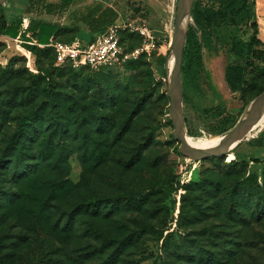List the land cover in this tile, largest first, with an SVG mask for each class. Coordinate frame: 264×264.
<instances>
[{"label": "rangeland", "instance_id": "obj_1", "mask_svg": "<svg viewBox=\"0 0 264 264\" xmlns=\"http://www.w3.org/2000/svg\"><path fill=\"white\" fill-rule=\"evenodd\" d=\"M252 1L261 40L256 48L264 52V14L257 11L258 0ZM12 2L4 0L0 14L3 10L7 22L19 20L21 29H25L33 20L32 14L27 15L21 9L10 13L8 6ZM114 2L123 20L146 24L161 40L164 29L174 21L177 6V0ZM219 2L190 0L181 73L188 142L230 133L247 104L264 91V75L258 71L264 66V55L254 59L255 67L248 71L250 82L243 90L234 91L225 81L227 64L245 63L229 51L231 42L248 30L243 20L219 16L196 23L192 16L194 8L204 14L218 12ZM71 10L70 14L55 13L54 17H46L64 18L65 22L58 24L66 27L70 17L77 18V14L72 16ZM1 24L0 17V154L19 115L34 108L49 110L43 92V85L49 80L57 99L55 108L70 135L66 179L78 184L67 205L55 203L52 223H57L61 229L66 214L83 199L113 195L121 198L118 211L106 226L102 224L114 239L111 243L93 233L96 221L87 215L76 217L72 236L64 238L28 229L0 213V264H105L106 261L111 264H194L190 258L198 251L217 253L220 264H264L263 211L233 207L235 219L231 220L232 208L228 202L234 183L249 172L264 187V146L257 145V139L264 140V119L260 128L246 133L232 149L230 153L234 158L229 159L228 155L189 157L180 152L173 135L167 90L169 55L165 46L150 51L146 57L96 72L84 69L61 72L55 69L45 45H39L37 54H31L19 38L1 34ZM77 28L56 38L86 42L89 33L82 31L79 25ZM124 39L128 47L143 42L139 34L127 30ZM195 39L199 52L195 49ZM38 71L47 74L33 85V94H28L24 89L32 83L29 73ZM140 104L128 132L116 140L121 125ZM49 124L47 118L46 125ZM98 127L106 128L101 136L97 133ZM104 141L109 145L108 154L98 163L90 160L89 167L84 168L82 160L92 149L102 148ZM55 142L63 147L59 137ZM139 150V159L129 165ZM254 159L260 162L253 163ZM208 179L221 181L216 190L217 207L207 188L200 186ZM162 180L173 182L176 190L169 194H151L141 204L128 200L129 193L147 192L152 184ZM186 184H189L187 189ZM259 211L261 219L256 216ZM240 212L253 214V217L243 223V217H237ZM152 228L161 230L162 237L157 238Z\"/></svg>", "mask_w": 264, "mask_h": 264}, {"label": "trees", "instance_id": "obj_2", "mask_svg": "<svg viewBox=\"0 0 264 264\" xmlns=\"http://www.w3.org/2000/svg\"><path fill=\"white\" fill-rule=\"evenodd\" d=\"M69 1V0H64ZM220 9L218 12L202 13L200 10H192L196 23L203 20H209L217 17H233L236 20H243L248 26L241 36L237 37L231 42L229 51L233 57L244 61V65L240 63L227 64L225 68V81L234 91L243 90L244 85L250 82L248 71L255 67L254 59L264 55L262 50H258L256 45L261 43L258 36V25L253 16L254 3L252 0H220ZM2 9V6L0 5ZM60 7L47 3L45 0H34L28 4L24 9L25 14L34 13H58ZM96 13L91 21H88L86 28L91 35L88 41H91L96 35L104 32L108 27L120 20L118 12L110 7H104L99 10H92ZM40 14V15H41ZM2 20L1 34L12 39L19 38L22 46L31 54H37L39 45H45L51 53L52 63L54 65V53L46 44L50 38L57 41H63L56 38L59 34L72 33L76 31L77 26L63 27L58 23L46 21L42 19H33L28 22L25 29H21V22L19 20H12L7 22L4 17L3 10L0 14ZM80 20L79 18H77ZM126 30L120 31V41L125 50L130 51L133 48L140 46V44H133L131 47L126 45L124 33ZM191 31V30H190ZM188 32V37L190 34ZM78 33V32H77ZM128 33V32H127ZM132 33V32H131ZM76 34V33H75ZM74 35V34H73ZM72 35V36H73ZM155 35V34H154ZM130 37L133 34H129ZM156 36V35H155ZM72 40V39H71ZM70 40V41H71ZM196 52H199L200 46L197 40H194ZM186 51V50H185ZM184 51V52H185ZM169 55V51L167 52ZM147 54H141L137 59L146 57ZM134 59V60H137ZM134 60H127L131 62ZM185 53L183 55L182 71L184 69ZM126 62V61H125ZM257 68V65H256ZM55 69L63 71L88 70L90 72L97 70L90 69L83 66L79 69L72 67H55ZM100 70V69H99ZM260 74L264 75V66L258 69ZM47 72L38 71L37 73H29L31 84L24 90L28 94H33L35 83L40 79L45 78ZM264 90V86H263ZM43 92L46 97V103L49 105V110L44 109H29L19 115L14 123L13 131L5 146L4 151L0 154V213L8 215L15 219L18 224L28 227L34 231H40L44 234L53 236H62L70 238L73 234L74 221L80 215H87L96 221V228L92 227L93 233L104 240L106 243H111L114 239L107 228L103 227L108 224L111 216L119 209L121 196L99 197L92 196L81 200L76 204L67 214V218L60 229L57 223H52V209L56 202L67 205L73 191L78 187V184L66 179V160L68 153V127L65 126L63 117L56 107L57 99L54 93V88L49 80H46L43 85ZM142 104L134 108L130 116L123 122L120 132L115 136H119L128 132L133 116L140 110ZM47 118L50 119V124L46 125ZM106 132V128H97L99 136ZM63 142V147L59 142H55V138ZM89 137L87 140L89 141ZM197 142V141H196ZM195 143V142H192ZM102 148L92 149L86 159H83L84 168H88L90 160H95L98 163L109 152V145L107 141L103 142ZM257 145L264 146V140L257 139ZM139 150L129 165L139 159ZM244 161V160H242ZM253 163L260 162L259 160H251ZM246 164V163H244ZM234 183L231 192L228 194V202L231 204V216L229 219H235L233 207L239 206L242 209H258L264 213V187L257 183L256 176L249 172L246 176L239 177ZM215 183V184H214ZM189 184L184 185L187 189ZM215 185V187H214ZM221 181H214L208 179L200 186L201 189L207 188L209 196L214 199L215 207L219 204L216 200V190L220 187ZM209 189L211 191H209ZM175 191L174 184L168 180L159 181L157 184H152L150 190L142 193H129V201L133 200V204L139 202L141 204L149 198L151 194L163 192L165 194ZM234 211V212H233ZM257 212V219H261L262 215ZM237 217H243V223L247 222L248 218L253 217V214H245L240 212ZM242 223V222H241ZM152 233L157 237H162V231L157 228H152ZM190 256V254H188ZM194 264H220V256L217 253L209 251L194 252L192 258ZM105 264H111L106 261Z\"/></svg>", "mask_w": 264, "mask_h": 264}, {"label": "built area", "instance_id": "obj_3", "mask_svg": "<svg viewBox=\"0 0 264 264\" xmlns=\"http://www.w3.org/2000/svg\"><path fill=\"white\" fill-rule=\"evenodd\" d=\"M173 23L172 20L168 28L164 29L162 40L157 38L146 24L137 25L120 18L118 22L96 35L91 41H57L50 38L46 46H49L54 53L55 67L69 66L79 69L87 66L90 69L98 70L115 66L127 60L137 59L143 53L149 55L150 51L163 46L168 52L171 46ZM123 30L139 34L143 40L142 44L130 51L125 50L120 41V31Z\"/></svg>", "mask_w": 264, "mask_h": 264}, {"label": "water", "instance_id": "obj_4", "mask_svg": "<svg viewBox=\"0 0 264 264\" xmlns=\"http://www.w3.org/2000/svg\"><path fill=\"white\" fill-rule=\"evenodd\" d=\"M4 0H0V4ZM190 18V0H177L174 16L169 62L167 70V90L169 98V116L173 126V135L179 143L183 154L198 159L227 155L244 138L245 123L250 111L264 103V91L253 98L246 106L234 129L228 133L231 139L219 147H195L187 141L185 122L182 109L181 73L186 41L187 25Z\"/></svg>", "mask_w": 264, "mask_h": 264}, {"label": "crops", "instance_id": "obj_5", "mask_svg": "<svg viewBox=\"0 0 264 264\" xmlns=\"http://www.w3.org/2000/svg\"><path fill=\"white\" fill-rule=\"evenodd\" d=\"M36 1V0H35ZM47 3L49 4H53V5H58L60 7V11L58 13H56L57 15L60 14H66L67 12L70 14V10L71 9H77V11H73L72 16H75V14H77V18H79L80 20H78L77 18L75 19H68V24L70 25H79L81 26L82 31H87L89 33V36L91 35L90 31H88V29L86 28V24L88 21H91L93 19V17H95L96 13H92V10H99L102 9L104 7H110L113 10L116 9L115 3L114 1L116 0H69V1H64V0H45ZM31 2H34V0H31ZM30 3V0H13V2L11 4H9L8 6V11L10 13H13L14 10H23L28 6V4ZM118 12V11H117ZM32 14V18L33 19H42V20H46V21H51V22H55V23H64L65 19L61 18V19H56V20H52L47 18L46 16H51L54 17L53 14L55 13H43V14H38V16L34 15V13ZM119 14V12H118ZM28 15V14H27ZM71 16V15H69ZM120 16V14H119ZM56 17V16H55ZM121 18V17H120ZM64 20V21H63ZM62 23V24H63ZM89 39V38H88ZM87 39V40H88ZM250 139V138H249ZM248 140V138H247Z\"/></svg>", "mask_w": 264, "mask_h": 264}, {"label": "bare ground", "instance_id": "obj_6", "mask_svg": "<svg viewBox=\"0 0 264 264\" xmlns=\"http://www.w3.org/2000/svg\"><path fill=\"white\" fill-rule=\"evenodd\" d=\"M257 11L260 14H264V0H258L256 5ZM264 119V103L254 107L246 120L245 133L250 132L254 128H260V123ZM231 139V135L225 134L221 136H215L207 140H201L195 143L188 142L191 146L195 147H219L228 143ZM229 159L234 158L233 153L227 154Z\"/></svg>", "mask_w": 264, "mask_h": 264}]
</instances>
